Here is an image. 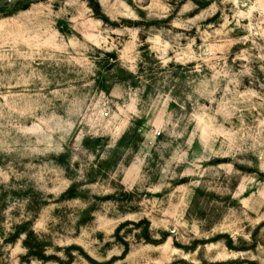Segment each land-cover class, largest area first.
I'll return each mask as SVG.
<instances>
[{
	"label": "rangeland",
	"instance_id": "obj_1",
	"mask_svg": "<svg viewBox=\"0 0 264 264\" xmlns=\"http://www.w3.org/2000/svg\"><path fill=\"white\" fill-rule=\"evenodd\" d=\"M0 264H264V0H0Z\"/></svg>",
	"mask_w": 264,
	"mask_h": 264
},
{
	"label": "trees",
	"instance_id": "obj_2",
	"mask_svg": "<svg viewBox=\"0 0 264 264\" xmlns=\"http://www.w3.org/2000/svg\"><path fill=\"white\" fill-rule=\"evenodd\" d=\"M148 225V224H147ZM214 224H212L210 227H212ZM209 227V228H210ZM147 237V236H146ZM168 238V236H167V234H163V240L165 241L166 239ZM147 239V238H146ZM149 239V238H148ZM35 240H37L36 241V246L34 247L36 250L38 249V247L40 248V242H39V239H38V237H35ZM150 241V240H149ZM151 243V242H150ZM152 243H154V244H157V243H155V242H152ZM26 248H27V250L29 251V254L32 256V257H34L35 259H42V260H44V259H46L45 258V256L42 254V251L40 252H36L35 250H33V244L31 243V239H29V237H28V239H27V241H26Z\"/></svg>",
	"mask_w": 264,
	"mask_h": 264
}]
</instances>
